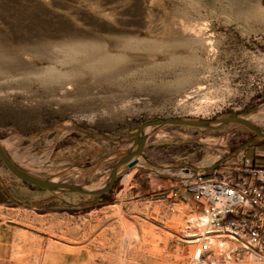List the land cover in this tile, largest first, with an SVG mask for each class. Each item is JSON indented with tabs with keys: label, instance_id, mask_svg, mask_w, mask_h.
<instances>
[{
	"label": "rangeland",
	"instance_id": "rangeland-1",
	"mask_svg": "<svg viewBox=\"0 0 264 264\" xmlns=\"http://www.w3.org/2000/svg\"><path fill=\"white\" fill-rule=\"evenodd\" d=\"M263 101L264 0H0V144L37 177L101 188L142 123ZM246 119L264 129V105ZM251 137L158 129L102 201L49 200L0 161V264H199L164 197Z\"/></svg>",
	"mask_w": 264,
	"mask_h": 264
},
{
	"label": "built area",
	"instance_id": "built-area-1",
	"mask_svg": "<svg viewBox=\"0 0 264 264\" xmlns=\"http://www.w3.org/2000/svg\"><path fill=\"white\" fill-rule=\"evenodd\" d=\"M221 162L185 171L166 211L184 215L180 237L199 264H264V167L243 152Z\"/></svg>",
	"mask_w": 264,
	"mask_h": 264
},
{
	"label": "water",
	"instance_id": "water-1",
	"mask_svg": "<svg viewBox=\"0 0 264 264\" xmlns=\"http://www.w3.org/2000/svg\"><path fill=\"white\" fill-rule=\"evenodd\" d=\"M264 105V101L249 107L248 109L231 115L217 118H181L167 117L155 118L142 123L133 134L131 147L115 162L110 170L104 185L98 189L86 188L78 184L61 183L52 179L40 178L28 173L17 166L2 148L0 144V161L8 173L17 181L29 187L45 191L51 196L49 200H59L64 195H80L85 197L98 198L111 190L115 180L120 174V169L126 167L131 169L136 163L137 158L142 155L146 140L149 135L163 127H186L201 130H217L227 125H237L253 133V136L246 140L244 144L231 152L225 159L231 157L239 151H243L253 144L256 140H264V129L249 122L246 117L258 111ZM208 177V175H206ZM47 200L31 204L40 205ZM17 204V203H16ZM19 205V204H17Z\"/></svg>",
	"mask_w": 264,
	"mask_h": 264
},
{
	"label": "crops",
	"instance_id": "crops-1",
	"mask_svg": "<svg viewBox=\"0 0 264 264\" xmlns=\"http://www.w3.org/2000/svg\"><path fill=\"white\" fill-rule=\"evenodd\" d=\"M259 142H257L254 145H251L250 147L246 148L243 153L245 154V156L248 157V149H251V151L253 152V156H249V158L254 159L255 164L257 166H261L264 167L263 164L258 163V158L262 159L264 162V141L258 140ZM219 165H214L216 168H221L222 162H219Z\"/></svg>",
	"mask_w": 264,
	"mask_h": 264
},
{
	"label": "trees",
	"instance_id": "trees-1",
	"mask_svg": "<svg viewBox=\"0 0 264 264\" xmlns=\"http://www.w3.org/2000/svg\"><path fill=\"white\" fill-rule=\"evenodd\" d=\"M105 196H106V194H104V195H102V196H100L98 198L100 199V201H102L105 198Z\"/></svg>",
	"mask_w": 264,
	"mask_h": 264
},
{
	"label": "bare ground",
	"instance_id": "bare-ground-1",
	"mask_svg": "<svg viewBox=\"0 0 264 264\" xmlns=\"http://www.w3.org/2000/svg\"><path fill=\"white\" fill-rule=\"evenodd\" d=\"M100 237V236H99ZM89 253V252H88ZM91 253V252H90ZM99 254V253H98ZM98 258H100V257H98ZM96 259V258H95ZM112 259V258H111ZM131 259V258H130Z\"/></svg>",
	"mask_w": 264,
	"mask_h": 264
},
{
	"label": "flooded vegetation",
	"instance_id": "flooded-vegetation-1",
	"mask_svg": "<svg viewBox=\"0 0 264 264\" xmlns=\"http://www.w3.org/2000/svg\"><path fill=\"white\" fill-rule=\"evenodd\" d=\"M250 134H251V136H253V133L250 132Z\"/></svg>",
	"mask_w": 264,
	"mask_h": 264
}]
</instances>
